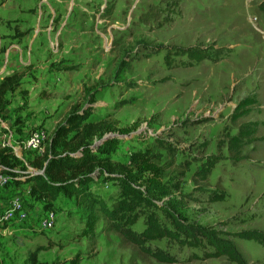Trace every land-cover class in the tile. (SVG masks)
Masks as SVG:
<instances>
[{
    "label": "rangeland",
    "instance_id": "obj_1",
    "mask_svg": "<svg viewBox=\"0 0 264 264\" xmlns=\"http://www.w3.org/2000/svg\"><path fill=\"white\" fill-rule=\"evenodd\" d=\"M263 2L0 0L2 78L23 71L0 112V154L4 126L17 138L36 129L48 136L43 152L25 151L6 172H43L51 136L73 107L93 108L92 122L131 128L103 136L118 139L112 160L150 153L162 170L158 185L147 175L91 186L110 212L100 217L95 245L81 236L90 203L22 179L7 183L0 264H30L36 250L42 264H71L77 254L79 264H264L255 240L264 234ZM249 96L257 103L232 123ZM250 121L259 123L255 140L234 164L226 134ZM16 196L20 209L10 205ZM45 212L54 214L51 228L41 224ZM151 230L159 237L149 238Z\"/></svg>",
    "mask_w": 264,
    "mask_h": 264
},
{
    "label": "trees",
    "instance_id": "obj_2",
    "mask_svg": "<svg viewBox=\"0 0 264 264\" xmlns=\"http://www.w3.org/2000/svg\"><path fill=\"white\" fill-rule=\"evenodd\" d=\"M264 7V2L261 5ZM157 8H155L156 10ZM152 13L145 14L139 19L145 21ZM187 54L192 57V52ZM201 58H207V55H199ZM23 78V71L14 72L5 76L0 81V112L6 105L5 95L13 91L20 85ZM94 102V101H92ZM257 103L254 97H246L240 100L230 115V121H237L247 116L251 107ZM93 108L87 107L78 109L73 107L63 123L57 126L51 136L49 146L50 155L45 158L46 164L42 166L43 172H22L16 174L12 171L8 172L12 178L22 179L25 182H32L40 190H44L47 194H62L67 197H74L77 203L84 201L90 203V207H86L81 211V218L84 221V228L81 236L95 245L96 227L102 215L110 216V212L106 207L97 205L98 199L90 192V188L96 182L118 180L137 182L144 176L151 175L148 179L152 185H158L162 175V170L158 167L157 162L153 160L150 153L135 152L129 156L127 162H120L111 159L118 147V139L116 137H103L106 134L119 132L121 134L129 133L131 128H117L116 121H99L92 122L90 117L93 114ZM258 122H247L237 127L234 135L226 134L225 147L229 159L235 164L243 158L242 151L246 145L251 144L255 140L258 129ZM71 136L69 137V135ZM98 138L101 143L93 146V141ZM60 148V152H57ZM18 160L11 153L0 154V172L9 171L13 167L12 160ZM21 161V160H18ZM214 161L204 164L205 170L203 177L206 178L214 166ZM13 180V181H14ZM12 181V182H13ZM11 182V183H12ZM149 238L159 237L156 230L148 233ZM264 247V234L255 236ZM35 251L29 254L30 264H42L37 261V253ZM80 256L77 254L70 260L71 264H79Z\"/></svg>",
    "mask_w": 264,
    "mask_h": 264
},
{
    "label": "built area",
    "instance_id": "obj_3",
    "mask_svg": "<svg viewBox=\"0 0 264 264\" xmlns=\"http://www.w3.org/2000/svg\"><path fill=\"white\" fill-rule=\"evenodd\" d=\"M8 52L2 51L0 49V78H2V73L7 68L5 62L7 61ZM5 133L2 135V147L5 153H11L18 160H23V153L25 151L30 152H43L47 145L48 136L42 130L36 129L29 132L23 138H17V136L10 130V127L4 126ZM29 172L33 170H29ZM14 179L8 172L0 173V190L7 183H11ZM10 205L13 209H20V200L16 196L10 200ZM54 214L51 212H45L41 224L44 228H51L54 221Z\"/></svg>",
    "mask_w": 264,
    "mask_h": 264
},
{
    "label": "water",
    "instance_id": "obj_4",
    "mask_svg": "<svg viewBox=\"0 0 264 264\" xmlns=\"http://www.w3.org/2000/svg\"><path fill=\"white\" fill-rule=\"evenodd\" d=\"M105 138V137H104Z\"/></svg>",
    "mask_w": 264,
    "mask_h": 264
}]
</instances>
